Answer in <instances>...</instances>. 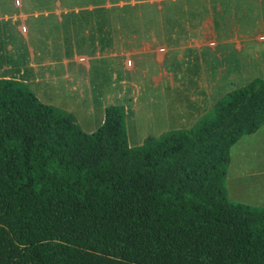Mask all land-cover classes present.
<instances>
[{
    "label": "trees",
    "instance_id": "trees-1",
    "mask_svg": "<svg viewBox=\"0 0 264 264\" xmlns=\"http://www.w3.org/2000/svg\"><path fill=\"white\" fill-rule=\"evenodd\" d=\"M264 125V79L130 146L126 109L76 115L0 78V264H264V207L233 201L230 150Z\"/></svg>",
    "mask_w": 264,
    "mask_h": 264
},
{
    "label": "crops",
    "instance_id": "crops-1",
    "mask_svg": "<svg viewBox=\"0 0 264 264\" xmlns=\"http://www.w3.org/2000/svg\"><path fill=\"white\" fill-rule=\"evenodd\" d=\"M153 2L161 16L180 2L203 4L207 14L200 24H38ZM38 6V0H0V78L28 83L47 104L67 110L71 99L65 97L83 102L93 91L91 71L101 78L108 68L104 117L107 106L122 104L132 122L148 108L155 120L176 119L188 128L228 92L264 79V20L245 24L244 0H49L48 7ZM260 11L264 17V4ZM150 136L136 130L129 144ZM250 184L249 194L232 199L227 186L229 198L264 207V179Z\"/></svg>",
    "mask_w": 264,
    "mask_h": 264
},
{
    "label": "rangeland",
    "instance_id": "rangeland-1",
    "mask_svg": "<svg viewBox=\"0 0 264 264\" xmlns=\"http://www.w3.org/2000/svg\"><path fill=\"white\" fill-rule=\"evenodd\" d=\"M53 2L55 0H52ZM71 3L77 0H67ZM184 2L173 4L170 7H166V11L163 16L159 14L160 3H145L128 5L126 7H117L119 11L108 8L101 9L98 14L93 17H82L78 13L70 15V19H59L54 17L52 21L38 22V24H200L196 21L203 19V16L207 13L204 12V6L189 7L188 3L181 6ZM264 0H244V7L246 10L245 24H262L264 20L263 16L260 17V8H262ZM38 7L42 8L49 5V0H38ZM263 10V9H262ZM55 44V43H54ZM56 45V44H55ZM59 46H55L58 49ZM54 49V50H55ZM58 52V51H56ZM109 77L110 72L108 68H105L102 77H98L95 71H91L92 89L89 96L85 98L83 102L77 101L74 97H65L64 100H69L67 104L69 108L67 110L74 113L86 132L95 131L101 124V119L104 117L103 105L106 100V95L109 91ZM262 78V77H261ZM35 88V91L38 89ZM59 90V89H58ZM64 91V88L62 89ZM37 93V92H36ZM52 93H55L54 91ZM114 101V100H112ZM67 102V101H66ZM109 104L118 102H108ZM148 108H143L139 113V117L136 121L132 122L130 117L126 116V125L128 130V136L133 142V137L136 136V130L141 135L151 133L153 136H160L170 128H182L187 125L179 122L176 119L164 120L156 118L155 113L153 116H148ZM149 122H153V126ZM178 123V124H176ZM180 125V126H179ZM139 145V144H136ZM231 164L228 174L230 175L229 183H227L230 198L239 195H245L250 193L249 187L251 182L262 181L264 179V125L261 126L255 133L244 135L240 140L234 144L230 150ZM261 171L260 175L256 172ZM249 183V184H248ZM264 188V184H261ZM248 186V187H247ZM261 192V191H260ZM239 201V200H238ZM240 202H244L240 200Z\"/></svg>",
    "mask_w": 264,
    "mask_h": 264
}]
</instances>
